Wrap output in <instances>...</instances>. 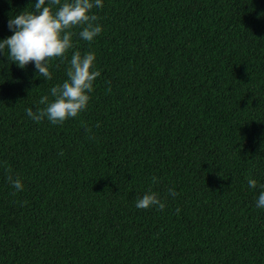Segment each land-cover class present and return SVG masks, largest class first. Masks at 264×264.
Masks as SVG:
<instances>
[{"label":"trees","instance_id":"1","mask_svg":"<svg viewBox=\"0 0 264 264\" xmlns=\"http://www.w3.org/2000/svg\"><path fill=\"white\" fill-rule=\"evenodd\" d=\"M35 2L0 0V40ZM92 11L102 32L71 29L51 80L0 52V264H264V0ZM75 51L101 73L87 108L33 121L25 110L53 99ZM149 189L164 209L136 207Z\"/></svg>","mask_w":264,"mask_h":264},{"label":"clouds","instance_id":"2","mask_svg":"<svg viewBox=\"0 0 264 264\" xmlns=\"http://www.w3.org/2000/svg\"><path fill=\"white\" fill-rule=\"evenodd\" d=\"M102 7L103 0H65L63 3L61 0H38L34 11H21L9 19L8 27L13 34L0 40V52L5 54L7 49L8 59L20 68L34 62L37 75L51 80L49 62L52 58H64L66 52L74 47L71 29L80 27L79 37L89 43L102 32V25L97 23L99 17L92 11ZM95 62V52L82 55L80 51H75L69 61L67 79L50 88L53 99L48 95L42 96L38 104L44 107L37 108L35 112L29 107L25 110L26 115L35 122L46 118L54 125L77 117L87 108L90 94L94 91V81L101 74ZM7 179L17 192L23 189L19 177L9 175ZM152 179L153 183L157 182L156 177ZM248 186L255 189L257 181L249 179ZM260 188L264 189V184ZM169 194L173 197L178 195L175 188H170ZM153 206L162 210L165 203L160 194L151 189L136 200L138 209ZM256 207L264 208V191L260 192Z\"/></svg>","mask_w":264,"mask_h":264},{"label":"bare ground","instance_id":"3","mask_svg":"<svg viewBox=\"0 0 264 264\" xmlns=\"http://www.w3.org/2000/svg\"><path fill=\"white\" fill-rule=\"evenodd\" d=\"M188 19V18H187ZM175 22V21H174ZM186 25V24H185ZM152 27V26H151ZM163 28V27H162ZM174 28V27H173ZM189 29V28H188ZM179 39V38H178ZM130 40V39H129ZM175 40V39H174ZM161 41V40H160ZM133 43V42H132ZM136 44V43H135ZM157 46V45H156ZM127 47V46H126ZM125 47V48H126ZM156 48V47H155ZM184 48V47H183ZM188 48V47H187ZM151 49V48H150ZM146 50H147V48H146ZM169 50V49H168ZM186 52V51H185ZM201 52V51H200ZM181 53V52H180ZM132 54V53H131ZM140 54V53H139ZM194 55V54H193ZM138 56H140V55H138ZM141 57V56H140ZM192 58V57H191ZM134 60V59H133ZM201 60H202V58H201ZM143 61V60H142ZM160 61V60H159ZM152 62V61H151ZM156 63V62H155ZM150 70V69H149ZM142 72V71H141ZM198 75V74H197ZM244 96V95H243ZM262 99V98H261ZM260 109H261V107H260ZM235 110V109H234ZM244 117V116H243ZM203 118V117H202ZM256 118V117H255ZM260 118V117H259ZM204 120V119H203ZM238 129V128H237ZM243 131H244V129H243ZM191 145H192V143H191ZM190 148V147H189ZM192 152V151H191ZM242 153V152H241ZM236 155V154H235Z\"/></svg>","mask_w":264,"mask_h":264}]
</instances>
